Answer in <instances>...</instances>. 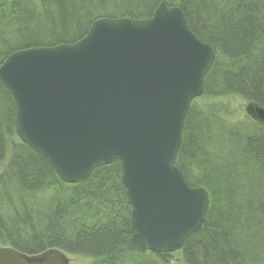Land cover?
I'll use <instances>...</instances> for the list:
<instances>
[{
  "label": "trees",
  "instance_id": "1",
  "mask_svg": "<svg viewBox=\"0 0 264 264\" xmlns=\"http://www.w3.org/2000/svg\"><path fill=\"white\" fill-rule=\"evenodd\" d=\"M161 1L182 7L195 34L215 48L201 96L238 95L264 107V0H0V65L19 49L77 41L98 17L152 16ZM193 102L176 164L190 184L207 189L210 206L179 250L183 264H264V123L231 126ZM15 116L0 79V244L29 254L59 248L86 264L172 260V252L127 248L132 206L119 160L67 183L17 136ZM49 187L36 204L33 195Z\"/></svg>",
  "mask_w": 264,
  "mask_h": 264
},
{
  "label": "water",
  "instance_id": "2",
  "mask_svg": "<svg viewBox=\"0 0 264 264\" xmlns=\"http://www.w3.org/2000/svg\"><path fill=\"white\" fill-rule=\"evenodd\" d=\"M215 48L184 9L161 1L152 16L98 17L71 43L10 53L0 79L16 104V132L67 183L119 160L131 203L132 251L172 252L199 229L210 196L176 164L185 119L204 92ZM246 111L264 123V107ZM51 248L0 244V264H69Z\"/></svg>",
  "mask_w": 264,
  "mask_h": 264
},
{
  "label": "rangeland",
  "instance_id": "3",
  "mask_svg": "<svg viewBox=\"0 0 264 264\" xmlns=\"http://www.w3.org/2000/svg\"><path fill=\"white\" fill-rule=\"evenodd\" d=\"M248 103V100L238 95L217 96L211 98L199 96L195 98L193 102L195 106L207 110L208 114H214L216 117H219L221 121H225L226 123H228V125H234L236 127H243L244 125H253L254 120L248 115L246 111V106L248 105ZM208 111H211L213 113H210ZM52 190L53 188L49 187L48 190H44L40 193H35L36 195H33V198L37 200L35 201V203L42 206L43 202L48 198ZM37 208L39 209L41 207ZM179 250L180 249L172 251V260L168 264L185 263L182 259V255L180 254ZM68 256L71 259L69 264H86L87 261H90L89 259L81 255H74L68 253Z\"/></svg>",
  "mask_w": 264,
  "mask_h": 264
},
{
  "label": "bare ground",
  "instance_id": "4",
  "mask_svg": "<svg viewBox=\"0 0 264 264\" xmlns=\"http://www.w3.org/2000/svg\"><path fill=\"white\" fill-rule=\"evenodd\" d=\"M248 113V112H247ZM248 115L251 117V118H253V119H255L253 116H251L249 113H248ZM210 206V205H209ZM209 209V208H208Z\"/></svg>",
  "mask_w": 264,
  "mask_h": 264
}]
</instances>
